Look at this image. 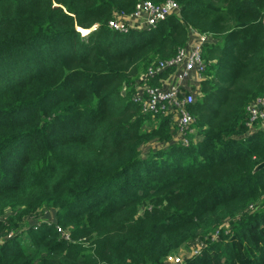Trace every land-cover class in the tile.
I'll list each match as a JSON object with an SVG mask.
<instances>
[{
  "label": "trees",
  "instance_id": "trees-1",
  "mask_svg": "<svg viewBox=\"0 0 264 264\" xmlns=\"http://www.w3.org/2000/svg\"><path fill=\"white\" fill-rule=\"evenodd\" d=\"M137 1L0 0V264H264V0H149L179 11L110 29ZM191 30L215 43L183 145L132 95Z\"/></svg>",
  "mask_w": 264,
  "mask_h": 264
},
{
  "label": "built area",
  "instance_id": "built-area-1",
  "mask_svg": "<svg viewBox=\"0 0 264 264\" xmlns=\"http://www.w3.org/2000/svg\"><path fill=\"white\" fill-rule=\"evenodd\" d=\"M178 11L179 6L173 1L154 4L149 0H138L127 20L109 21L108 26L119 32H126L136 26L149 29ZM134 24L135 26H132ZM194 32L196 35L192 45L187 43L173 58L151 66L136 80L135 92L132 95V100L141 105L142 111L170 117L174 127L173 139L170 141L183 145H189L194 140L195 128L192 124L195 119L187 106L201 95V83L206 78L208 67L203 56L204 47L206 43H212L209 34L195 30ZM166 70L169 71L167 76L159 79V74ZM151 79L158 84H149ZM257 121L263 124L261 129L264 131V96L253 101L248 107L246 125L251 133L260 129H256ZM58 230L61 228L58 227ZM166 262L177 264L180 261L170 254Z\"/></svg>",
  "mask_w": 264,
  "mask_h": 264
},
{
  "label": "rangeland",
  "instance_id": "rangeland-1",
  "mask_svg": "<svg viewBox=\"0 0 264 264\" xmlns=\"http://www.w3.org/2000/svg\"><path fill=\"white\" fill-rule=\"evenodd\" d=\"M77 29H80V31L82 32V36H85V35H87V33L88 32H83L84 30L83 29H81V28H77ZM144 29H146V28H144ZM257 123H258V125H257V128L256 129H258V127H260V129L263 127V124H259V121H257ZM173 129H174V127H173ZM149 146V145H148ZM148 146H146L145 147V149L143 150V152H144V155L146 156L147 154H148V151L147 150H150V148L148 147ZM54 213H55V210L54 209H50V210H46V211H44V213L42 214V216H41V219H42V221L43 222H45V221H54L55 220V215H54ZM31 221V222H30ZM29 222L31 223V224H34L36 221H32V220H30ZM28 222V223H29ZM38 225V224H37ZM30 226V225H29ZM58 226V225H57ZM199 242V240H197V241H194V242H192V246L191 247H193V246H195L196 245V243H198ZM194 251H199V249L198 248H196V249H194ZM189 254V249H188V246H185L184 248H182V249H179L178 251H176V252H173L172 254H171V256L173 257V258H178L179 259V263H182L184 260H185V258L187 257V255ZM176 263V262H175ZM178 263V264H179Z\"/></svg>",
  "mask_w": 264,
  "mask_h": 264
},
{
  "label": "crops",
  "instance_id": "crops-1",
  "mask_svg": "<svg viewBox=\"0 0 264 264\" xmlns=\"http://www.w3.org/2000/svg\"><path fill=\"white\" fill-rule=\"evenodd\" d=\"M133 29H139L137 26L136 27H134ZM195 35H196V33L194 32V30H191V33H190V36H189V39H188V43H189V45H192V43L195 41ZM210 42H212V43H215V39L214 38H212L211 40H210ZM148 151V150H147ZM55 214V213H54ZM55 221V220H54ZM53 222V221H52Z\"/></svg>",
  "mask_w": 264,
  "mask_h": 264
},
{
  "label": "clouds",
  "instance_id": "clouds-1",
  "mask_svg": "<svg viewBox=\"0 0 264 264\" xmlns=\"http://www.w3.org/2000/svg\"><path fill=\"white\" fill-rule=\"evenodd\" d=\"M142 29H144V28H139V29H136L137 31L138 30H142ZM147 29V28H146ZM150 29V28H149ZM131 30H135V29H131ZM135 30V31H136ZM129 31V30H128ZM127 32V31H126ZM253 133H251V132H248V133H246V136H249V135H252ZM55 221H56V219H55ZM55 221H53V222H55ZM36 224H30V226H35Z\"/></svg>",
  "mask_w": 264,
  "mask_h": 264
},
{
  "label": "water",
  "instance_id": "water-1",
  "mask_svg": "<svg viewBox=\"0 0 264 264\" xmlns=\"http://www.w3.org/2000/svg\"><path fill=\"white\" fill-rule=\"evenodd\" d=\"M264 167V160L258 163L255 167V169L263 168Z\"/></svg>",
  "mask_w": 264,
  "mask_h": 264
}]
</instances>
